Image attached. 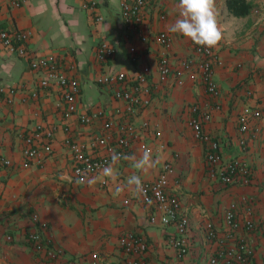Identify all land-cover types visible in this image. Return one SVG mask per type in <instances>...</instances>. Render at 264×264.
Masks as SVG:
<instances>
[{
	"label": "crops",
	"instance_id": "0c3cea01",
	"mask_svg": "<svg viewBox=\"0 0 264 264\" xmlns=\"http://www.w3.org/2000/svg\"><path fill=\"white\" fill-rule=\"evenodd\" d=\"M25 1L14 7L12 0H0V27L29 33L27 58L10 55L0 47V87L16 89L12 103L5 96L0 100V158L11 161L10 166L0 167V264H43V254L36 252L28 241L32 232H40L61 252L57 264H123L125 255L119 238L127 233L147 243L146 264H208L218 242L205 238L203 225L211 222L218 240L231 244L233 240L225 237L223 213L242 196L253 199L251 216L255 229L244 230L247 216L239 209L241 227L236 237L245 239L252 250L248 264H263L264 0H246L252 11L245 17L232 16L226 0H215L223 34L212 64L220 94L216 100L207 94L199 73H194L195 67L184 70L182 85L177 84L174 76L165 83L158 82L160 54L167 53L174 71L181 70L182 60L201 59L195 55L194 43L189 38L167 31L166 26L180 18L179 0L147 1L144 28L150 34L169 33L172 44L168 51L151 39L143 41L138 32L124 27L120 0ZM91 3L96 4L94 15L100 16L101 22L83 8ZM158 9L165 14V21L158 20ZM102 42L114 48V56L99 64L95 52ZM48 55L56 56L61 70L78 80L79 112L101 110L115 123L133 125L135 132L126 155L142 154L140 143L156 149L153 157L159 162L144 183L155 181L164 164L172 166L166 191L179 199L181 211L188 217L186 255L179 257L178 249L169 242L176 236L175 225H162L153 207L124 187L127 178L137 171L130 161L121 160L114 166L119 173L116 181L101 176L91 186L87 182L76 183L72 157L63 140L71 137L88 144L102 134V120L85 126L75 116L63 118L58 88H41V73L31 70L29 65L30 58ZM132 55L136 57L134 62ZM138 71L147 75L151 94L147 106L130 114L126 103L114 98L116 90L124 89L123 84L105 86L98 80L110 72L130 77ZM215 101L220 106L218 110L214 109ZM244 106L263 110V117L251 122V126H260L257 139L241 148L236 120ZM193 107L211 115L203 129L219 142L222 157L214 174L206 164L207 144L198 141L189 126V120L197 117ZM143 122L157 127L161 137L155 138L151 128L143 129ZM38 126L53 131L52 153L43 166L22 168L24 139ZM159 144L164 145V150H157ZM234 159L251 169L248 186L224 185L219 180L220 169ZM117 186L123 189L119 195L115 194ZM33 216L38 222L32 221ZM151 217L156 218L155 223L150 222Z\"/></svg>",
	"mask_w": 264,
	"mask_h": 264
},
{
	"label": "built area",
	"instance_id": "2783aa9c",
	"mask_svg": "<svg viewBox=\"0 0 264 264\" xmlns=\"http://www.w3.org/2000/svg\"><path fill=\"white\" fill-rule=\"evenodd\" d=\"M148 0H120L119 10L122 23L125 28L135 30L141 35L143 41L153 40L158 46L168 51L172 44V37L169 33L159 31L150 34L146 31V7ZM26 3L25 0H12L14 7H19ZM84 9L89 10L92 15L95 14L96 4L83 5ZM159 21H165L166 16L159 9L157 10ZM97 22H101L100 16L94 15ZM29 33L24 30H8L0 27V47L8 54L20 58L29 56L27 42ZM216 48V47H215ZM215 48H207L194 44V53L201 57L199 61L185 59L180 62L181 70L174 71L167 53H162L158 60V82H167L170 76H174L178 85L183 83L184 70L190 71L192 67L196 68L203 82L204 88L209 96L214 100L219 97V89L214 78L212 64L215 61ZM114 56V48L106 42L100 43L95 52L96 61L99 64L107 63ZM131 61H136L135 55L131 56ZM30 69L40 72L42 77L39 85L41 88L55 86L58 88L61 96V106L63 118L68 119L76 117L81 125H91L97 120H102V134L95 137L88 144L80 143L71 137H65L63 144L69 150L72 157V173L77 181L82 177H91L101 174L103 167L111 163V156L116 154H126L131 140L134 136V127L130 123H115L107 118L101 110H94L90 114L81 113L78 109L80 100V84L77 79L68 77L60 68L59 60L56 56L48 55L44 57H32L29 61ZM194 73L190 75H195ZM264 80V76H263ZM99 84L113 86L123 84L124 89L116 90L114 98L126 103V110L131 114L138 107L147 106L151 94V86L148 83V77L142 72H135L128 77L123 73L110 72L101 76ZM130 85V88H129ZM16 93L15 88L0 87V100L5 96L8 103H12L13 96ZM33 98L36 94L32 95ZM214 109H220L215 101ZM192 112L197 115L189 120V126L192 128L194 137L207 144L206 164L211 173L214 174V167L219 165L222 157L219 142L213 140L203 129V124L211 121V115L208 112H198L197 107L192 108ZM263 117V110L253 109L244 106L237 116V130L240 134L239 145L241 148L247 147L248 141H254L260 134L258 124L251 126L252 121L258 122ZM143 129L151 128L154 137L159 139L161 132L157 127L151 126L148 122H143ZM53 131L38 126L33 130L30 136L26 137L25 148L22 151V168L32 166H43L45 159L52 153L51 139ZM140 150L150 149L152 154L155 150L146 143H140ZM157 150H164V145L159 144ZM11 161L0 158V167H8ZM173 173L170 164H164L158 178L151 183H144V192L139 194L142 203L152 206L154 211L159 214L158 221L162 225L174 224L176 227V236L169 240L170 244L178 249L179 257L188 253L186 236L189 232L188 217L181 211L180 201L176 196L167 194L168 177ZM218 178L224 185L238 183L248 186L252 172L247 164L239 159L227 162L218 174ZM217 177V176H212ZM86 182V181H85ZM104 184V182H102ZM253 199L242 196L236 201L231 202L223 213V223L225 228L226 240H233L231 244L225 243V240H218V233L211 222L203 225L205 238L211 242H218L217 250L208 258V264H248L252 256V250L246 240L236 237L237 231L241 227L237 212L243 209L246 214L243 228L247 232L255 229L251 216ZM33 222H38L36 216L32 218ZM151 223L156 222L155 217L150 218ZM9 239V238H8ZM28 241L32 244L36 252L43 254V264H57L61 257V252L55 250L50 241L44 239L39 232H32L28 236ZM119 247L125 255L123 264H146L145 254L147 252V243L139 236L133 233H127L119 238ZM264 264V261H263Z\"/></svg>",
	"mask_w": 264,
	"mask_h": 264
},
{
	"label": "clouds",
	"instance_id": "9594fccd",
	"mask_svg": "<svg viewBox=\"0 0 264 264\" xmlns=\"http://www.w3.org/2000/svg\"><path fill=\"white\" fill-rule=\"evenodd\" d=\"M179 17L170 25L167 31L178 33L189 38L194 44L207 48H215L223 39L222 30L218 24L215 0H179ZM121 160L130 161L133 169L137 170L124 182V187L137 194L144 192V179L150 170L155 169L158 159L153 157L150 149H144L139 156L116 154L111 156V163L103 167L101 174L97 177H82L76 183L83 184L85 181L89 186L95 184L102 177L109 180H118L119 173L114 167ZM123 189L117 186L115 194L119 195Z\"/></svg>",
	"mask_w": 264,
	"mask_h": 264
},
{
	"label": "trees",
	"instance_id": "16d2710c",
	"mask_svg": "<svg viewBox=\"0 0 264 264\" xmlns=\"http://www.w3.org/2000/svg\"><path fill=\"white\" fill-rule=\"evenodd\" d=\"M225 5L234 17H245L252 11V5L246 0H226Z\"/></svg>",
	"mask_w": 264,
	"mask_h": 264
}]
</instances>
